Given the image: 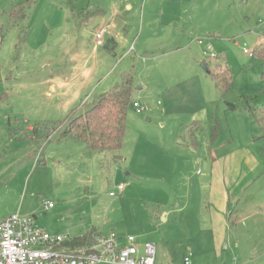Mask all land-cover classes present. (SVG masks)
Masks as SVG:
<instances>
[{
	"label": "rangeland",
	"instance_id": "1",
	"mask_svg": "<svg viewBox=\"0 0 264 264\" xmlns=\"http://www.w3.org/2000/svg\"><path fill=\"white\" fill-rule=\"evenodd\" d=\"M16 1L0 0V220L33 218L63 236L115 222L130 234L159 210L156 239L166 244L156 264H264V139L249 111L264 108V62L245 53L264 44V0H200L190 8L210 30H189L191 49L135 52L132 43L127 55L97 43L101 17L79 15L103 0H39L9 30ZM123 62L143 110L129 109L119 151L93 153L59 129L35 139L31 126L65 124L120 83ZM225 70L234 84L223 97L213 75Z\"/></svg>",
	"mask_w": 264,
	"mask_h": 264
},
{
	"label": "crops",
	"instance_id": "2",
	"mask_svg": "<svg viewBox=\"0 0 264 264\" xmlns=\"http://www.w3.org/2000/svg\"><path fill=\"white\" fill-rule=\"evenodd\" d=\"M199 2L200 0H112L109 3V0H103L100 3V11L98 14L89 18L97 16L102 18V30H99L100 32L104 31V42L102 44L107 42V45L110 43V49H113L110 52L114 55L116 49L122 50L125 55L130 54L133 49L131 46L132 43L135 44L133 49L135 52V48L139 47L141 52L157 49L160 52L163 51L176 54L181 51L184 52L186 48L189 50L194 45V42L190 44L188 42L187 33L189 30V35H193L194 33L196 36H202L204 33L206 35L210 30L207 24L199 21L200 19L194 15V11L192 10V7L196 6ZM125 13L130 15V17L124 16ZM132 14L135 15V22L132 21ZM165 31L168 32V35H164L163 37L161 34H165ZM157 36L163 38V40L155 41L154 38ZM97 43L99 44L98 41ZM103 68L104 64L101 65L100 70ZM123 68L124 72L123 74L121 73L120 83L122 81V76L128 72L126 71L128 70L126 69L128 65L124 63ZM207 69L209 70V68ZM129 73L132 75L134 74L132 72ZM106 80L104 82H106ZM134 82L137 83L136 79ZM120 83L115 82V85H110L111 89ZM169 89H171V86H169L168 90ZM33 129V126L29 128L30 131ZM123 191L121 192L122 194ZM155 216H157L158 219H156ZM161 216L162 213L159 210H154L153 212L145 211L143 214L144 224H146L145 230L143 228L134 229V232L130 234L136 237L140 256L144 254V247L147 243H153L156 247L160 244L159 261L163 262L165 260L163 249L166 241L160 240L159 243L156 239V235L158 234L157 221L161 219ZM110 228L109 231H106L105 229H98L96 226H92L89 223H79L67 229H62V231H64L70 239L82 238L90 231H94L95 234L98 235H108L111 232H116L119 235H130L126 233L128 229H126L127 227L124 223L114 222ZM45 230H47V228ZM51 234H61V232Z\"/></svg>",
	"mask_w": 264,
	"mask_h": 264
},
{
	"label": "trees",
	"instance_id": "3",
	"mask_svg": "<svg viewBox=\"0 0 264 264\" xmlns=\"http://www.w3.org/2000/svg\"><path fill=\"white\" fill-rule=\"evenodd\" d=\"M39 0H17L14 4L11 13L8 15L9 30L15 29L27 20L32 7ZM98 9L95 2H90L88 7L83 10H78L79 15L91 17L98 14ZM105 49H110V43L105 46ZM253 57H258L264 62V44L259 45L252 53ZM206 65V63H205ZM210 71V70H209ZM224 73H214L213 78L216 87L221 95L225 97L231 90L234 80L233 77L225 70ZM264 81V71L262 74ZM134 80L131 73L124 74L120 84L112 88L106 93L95 98L94 102L86 105L83 112L72 116L67 122H58L54 124V129L47 125L34 127L32 132L35 134V139L43 141L45 137L52 136L55 130L64 131L66 137L71 136L78 141L84 143L88 149L96 154L114 153L119 151L123 146L124 137L126 134L127 115L130 108L133 107L131 97L134 91ZM3 100V97L0 101ZM229 109L234 111L236 107L229 105ZM250 114L257 123L261 139H264V108H249ZM49 130V134L44 132ZM219 132V124L215 123L211 133V141L214 143ZM158 219L157 216H155ZM94 231H90L82 238L71 239L65 245L70 247L83 246L91 244L96 237Z\"/></svg>",
	"mask_w": 264,
	"mask_h": 264
},
{
	"label": "built area",
	"instance_id": "4",
	"mask_svg": "<svg viewBox=\"0 0 264 264\" xmlns=\"http://www.w3.org/2000/svg\"><path fill=\"white\" fill-rule=\"evenodd\" d=\"M99 44L104 42V31L96 35ZM250 57L252 53L245 52ZM205 55L211 59L212 47ZM134 109L142 112L137 103ZM121 192L124 185L118 188ZM111 196H114L111 193ZM53 202L44 204V209H54ZM71 239L61 234H51L35 224L33 218L12 215L0 220V264H156V246L147 243L144 254L139 255L134 235H119L111 232L99 235L88 245L70 247L65 245ZM183 264H193L190 256L183 258Z\"/></svg>",
	"mask_w": 264,
	"mask_h": 264
},
{
	"label": "water",
	"instance_id": "5",
	"mask_svg": "<svg viewBox=\"0 0 264 264\" xmlns=\"http://www.w3.org/2000/svg\"><path fill=\"white\" fill-rule=\"evenodd\" d=\"M203 67H206L204 64H203ZM207 69V68H206ZM133 108V107H132Z\"/></svg>",
	"mask_w": 264,
	"mask_h": 264
}]
</instances>
